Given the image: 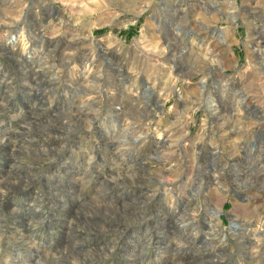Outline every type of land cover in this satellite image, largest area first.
I'll list each match as a JSON object with an SVG mask.
<instances>
[{"label":"rangeland","instance_id":"rangeland-1","mask_svg":"<svg viewBox=\"0 0 264 264\" xmlns=\"http://www.w3.org/2000/svg\"><path fill=\"white\" fill-rule=\"evenodd\" d=\"M0 143V264H264V0H0Z\"/></svg>","mask_w":264,"mask_h":264},{"label":"bare ground","instance_id":"bare-ground-1","mask_svg":"<svg viewBox=\"0 0 264 264\" xmlns=\"http://www.w3.org/2000/svg\"><path fill=\"white\" fill-rule=\"evenodd\" d=\"M13 37V36H12ZM218 37V36H217ZM218 39H220V40H222L221 38H219L218 37ZM223 90V89H222ZM221 91V90H220ZM234 94H239L238 93V91H234ZM2 106V105H1ZM25 139V138H24ZM26 140V139H25ZM126 140V139H125ZM19 141H21L22 142V140H19ZM133 141V140H132ZM135 141V140H134ZM2 143V142H1ZM1 143H0V145H1ZM210 210V213H214V214H216V212L214 211V210H212V209H209ZM238 228H236V226L235 225H233L232 226V231L234 232V234H235V237L236 238H240V239H242V240H244L243 238H245L244 237V234L246 233V232H244V229L243 228H240L239 226H237ZM197 232V231H196Z\"/></svg>","mask_w":264,"mask_h":264}]
</instances>
